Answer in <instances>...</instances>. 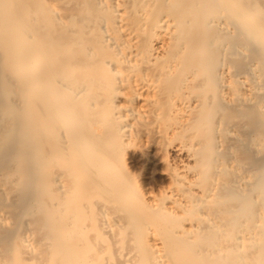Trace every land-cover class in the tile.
Instances as JSON below:
<instances>
[{
	"label": "bare ground",
	"instance_id": "6f19581e",
	"mask_svg": "<svg viewBox=\"0 0 264 264\" xmlns=\"http://www.w3.org/2000/svg\"><path fill=\"white\" fill-rule=\"evenodd\" d=\"M0 65V97L11 75L30 103L15 120L37 164L44 127L55 133L68 114L77 182L124 198L115 161L135 130L167 167L164 193L147 202L131 190V248L84 264H264V0H0ZM121 89L142 114L121 124L117 110L104 130L86 121L84 96L103 97L94 111L116 109ZM30 167L26 202L39 176ZM61 226L63 256L76 245Z\"/></svg>",
	"mask_w": 264,
	"mask_h": 264
},
{
	"label": "rangeland",
	"instance_id": "374dc122",
	"mask_svg": "<svg viewBox=\"0 0 264 264\" xmlns=\"http://www.w3.org/2000/svg\"><path fill=\"white\" fill-rule=\"evenodd\" d=\"M8 77L13 89L8 97H0V264H12L18 258L25 264H84L96 261L98 256L105 261L117 258L130 247V225L125 226V210L137 195L132 188L137 187L142 201L149 202L151 194L164 193L170 187L167 167L158 162L160 153L149 147L143 131L135 130L132 139L125 142L129 144L126 153L115 161L120 183L127 191L124 198L109 194L106 189L99 190L96 185H85L80 180L78 183V174L75 175L78 170L67 151L69 138L64 134L67 114L62 125L58 123L55 133L49 126L44 127L39 139H45L46 152L41 156L43 162L40 160L37 164L31 152L32 138L26 131L19 134L17 118L15 120L30 103L22 102L19 82L11 75ZM3 87L0 82V90ZM126 92L120 90L115 103L118 108L102 107L95 111L96 100L103 101V97L89 93L83 97L79 111L89 112L85 119L98 124V130L108 127L117 110L123 117L121 124L133 122L144 111V105L139 98L129 102ZM42 124H45L43 120ZM91 134L94 136L95 132ZM93 136H90L91 148L105 140L104 136ZM17 143L22 144L23 154L15 151ZM33 165L39 176L33 199L26 202L22 185L27 169ZM64 221H69L70 227L62 231L64 235L62 232L58 235L66 236V233L76 247L70 254L66 249L67 254L62 256L65 244L55 234L63 230L59 226Z\"/></svg>",
	"mask_w": 264,
	"mask_h": 264
}]
</instances>
